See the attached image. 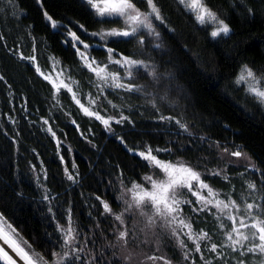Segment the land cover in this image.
<instances>
[{
	"label": "trees",
	"instance_id": "obj_1",
	"mask_svg": "<svg viewBox=\"0 0 264 264\" xmlns=\"http://www.w3.org/2000/svg\"><path fill=\"white\" fill-rule=\"evenodd\" d=\"M134 2L145 9L143 0ZM156 3L163 17L162 22L154 20L159 41L145 36L141 48L135 40L128 43L112 38L107 46L156 64L165 77L162 81L179 97L193 136L175 124L157 121V114L140 101L131 104L133 124H117L114 132L85 116L67 95L63 105L57 106L51 83L21 54L35 55L44 68L50 67L53 58L60 60L83 88L90 89L93 75L81 66L68 31L94 43L98 40L89 33L114 22L98 23L85 0H0V214L48 260L59 250L56 224H66L70 208L75 222L92 237L88 247L95 255V264H128L109 246L113 220L103 212L100 201L119 209L121 181L124 186L141 182L150 172L146 162L129 148L168 147L172 151L163 153L164 158L177 156L192 163L204 158L209 168L227 163L231 184L241 189L239 173L245 171L244 161L221 159V153L210 145L219 141L229 149L241 146L261 169L260 173L247 172L246 178L256 181L258 187L264 183L260 180L264 174V106L246 93L244 85L234 83L243 64L264 70V0H206L231 28L228 36L218 37L210 35L211 24H198L177 0ZM45 13L60 27L52 28ZM157 42L159 49L154 47ZM92 52L99 59L107 55L99 45L92 47ZM201 136L206 139L201 141ZM61 156L71 171L76 165V183L67 179ZM43 167L47 179H43ZM205 178L217 188L229 190V184L219 177ZM46 192L50 201L43 199ZM184 211L193 218L197 230L203 228L210 235L217 231L210 214L191 212L187 205ZM162 247L172 264H181V253L169 238ZM204 254L213 258V264H224L214 253L205 250ZM226 254L227 264H235L234 256ZM193 258L196 264H203L198 253H193ZM183 264H190V260Z\"/></svg>",
	"mask_w": 264,
	"mask_h": 264
},
{
	"label": "snow or ice",
	"instance_id": "obj_2",
	"mask_svg": "<svg viewBox=\"0 0 264 264\" xmlns=\"http://www.w3.org/2000/svg\"><path fill=\"white\" fill-rule=\"evenodd\" d=\"M143 2L145 9L141 10L134 0H85L97 17L98 23L119 22L120 24V27L89 33L90 36L98 37L102 42L99 47L106 51V60L97 61L95 57H91L86 50L95 45L85 43L76 32L69 30L68 36L79 56L81 66L93 74V78L89 82L98 89L100 94L105 95L106 98V89H111L114 92L122 90L127 93L151 97L148 103L157 114L155 118L158 121L175 124L181 132L193 136L194 133L186 121L173 115H163L160 112V107L156 102L159 92L154 95L148 90L149 86L137 82V74L141 70L144 75L151 78L152 87L160 85L161 80L165 78L164 75L158 74L155 67L144 60L118 53L112 47L107 46L110 37L122 38L128 43L135 40L141 48L144 45L142 38L144 34L159 41L160 33L156 31L153 20L163 21L160 8L156 0H143ZM177 2L193 14L198 24L212 25L214 28L210 32L212 37L228 36L231 32L229 24L208 6L206 0H177ZM248 11L251 13V9ZM45 16L52 28L55 29L59 26L52 16L47 13ZM79 28L87 32L83 25H79ZM68 42L65 41V43ZM154 47L159 49L161 44L157 42ZM21 58L36 62L35 55L25 57L21 54ZM53 59L55 61L53 69H55L60 61ZM36 71L52 84L56 95H59L61 89L66 90L85 116L100 121L106 129L111 130L113 122L133 124L130 116L124 115L123 112H120L119 118H117L116 116H104L94 110L98 97L92 98L91 93L88 94L90 106L82 103L77 91L73 88V85H78L79 81L74 80L71 76L59 78L64 77V70L57 73L58 82L50 74L46 75L42 72L38 65ZM2 79L3 77L0 76V80ZM262 82H264V70H254L247 64L241 66L234 80L237 86L244 85L246 93L252 96L258 104L264 106ZM161 86L163 87V85ZM160 99L165 100L166 94L160 96ZM108 104L113 108L119 107L111 100L108 101ZM44 123L47 124L48 121L45 120ZM48 131L52 132L51 128ZM52 135L55 136V132H52ZM199 139L204 141L206 138L201 136ZM120 140L121 143H124L123 137ZM210 146L215 147L221 153V159L227 156L244 161L245 171L239 173L242 185L239 191L234 184H231L233 177L227 172V163L224 167L209 168L204 158L196 163L161 159L159 156L161 152L171 153L172 150L168 147L153 148L151 145H144L143 150L140 151L127 149L146 162L145 166L151 170V174L144 175L142 183L132 182L131 187L124 186L121 181L124 192L118 197L123 204L120 212H114L107 201L101 200L100 203L103 212L109 214L121 226L115 229L116 245L110 244L109 246L119 245L123 248L126 255L122 259L128 264H132L135 258V253L128 249L129 234L131 231L132 239L135 240L137 239V230L145 234L146 237L141 243L155 245V252L145 253L138 264H158V262L172 264L171 259L161 253L160 237L162 235L167 236L179 249L182 256L181 264L183 261L189 260L190 264H196L193 253L199 254V259L203 264H213V258L205 257V250L208 253H214L215 259L224 260V264H227L223 249L238 253V256L232 257L235 264H264V203H262L264 202V183L258 187L256 181L246 178L247 172L260 173L261 169L241 146L229 149L226 145L222 146L219 141L211 142ZM60 159L63 161L62 156ZM239 159L233 163H238ZM72 167L75 168L76 165L73 164ZM64 171L69 181L73 183L78 181V173L74 175L67 167ZM122 175L123 173H121ZM205 177H219L221 181L229 184V190L222 192L207 182ZM260 180L264 182V174L260 176ZM234 193L236 198H233ZM125 195H128L129 198L125 199ZM189 196L194 197L195 200L189 199ZM43 199L50 201L52 198L46 192ZM97 199L100 198L97 197ZM186 205L189 206L191 212L208 213L212 216L217 229L213 234L217 236L219 242L213 240V235L203 228L198 230L194 228L193 218L184 213ZM48 210L52 212L51 207ZM126 217L128 220L136 222L131 225V228ZM56 231L60 234L59 250L53 251L51 260H48L35 252L27 241L18 239L19 234L7 223L3 214H0V240L3 241V244H0V264H18L17 259L5 249L4 245H7L23 264H81V262L95 264V255L88 247L90 238L81 233L73 220L70 208L66 213V224L62 225L57 222ZM148 234H151L154 239L149 240ZM186 240L191 243L192 247H189ZM92 242L94 243V241ZM202 245L204 250H202Z\"/></svg>",
	"mask_w": 264,
	"mask_h": 264
},
{
	"label": "rangeland",
	"instance_id": "obj_3",
	"mask_svg": "<svg viewBox=\"0 0 264 264\" xmlns=\"http://www.w3.org/2000/svg\"><path fill=\"white\" fill-rule=\"evenodd\" d=\"M153 24H154V20H153ZM59 26L57 28L60 27V24H58ZM113 27H120V24L119 22H114V24L108 28H113ZM154 27H155V24H154ZM108 28H103V29H108ZM156 29V27H155ZM214 30V28H213ZM100 31V30H99ZM156 31H158L156 29ZM145 36L146 37H150L152 39H154L153 37L147 35V34H144L143 35V39L145 40ZM70 38V37H69ZM96 38L98 41H94V43H90V42H87L85 41V43H88L90 45H100L102 42L99 40L98 37H94ZM71 39V38H70ZM112 39L111 37L109 38V40ZM79 46V45H78ZM89 52V55L91 57H95L94 53L92 52V48L86 50ZM97 61H103V60H106V58L104 59H99L97 57H95ZM132 58H135V59H141V60H144L146 63H149L151 65H153L156 69V72L159 74L158 70H157V66L156 64L150 60V59H142V58H137V57H132ZM55 60H58V59H55ZM60 61V60H58ZM54 60L52 61L50 67L48 68H44L42 67L36 60L34 64L35 67H37V65L39 66L40 70L42 72H44L46 75L47 74H50L53 79L59 80V78H66L67 76H71L69 70L67 67H65L62 62L60 61V63L56 66L55 69H53V64H54ZM115 67V66H113ZM61 70H64V77H57V73H59ZM121 74H122V70H121ZM93 75V74H92ZM72 77V76H71ZM74 80H76L74 77H72ZM93 78V76H92ZM77 81V80H76ZM137 82L139 84H142V85H147L149 86L148 87V90L151 91L154 95L159 92V96H157V99H156V102H157V105L160 107V112L163 114V115H173V116H176L177 118H181L183 119L184 121H186V115H185V110H184V107L179 99V97H177L174 92L172 91L171 88L168 87V85H166L162 80L160 82V85H157L156 87H152L151 86V78L147 75H144L142 70L140 73L137 74ZM52 85V84H51ZM163 85V87L161 86ZM264 86V85H262ZM53 87V86H52ZM73 88L75 91H77L78 95H79V98L81 99V102L84 103L86 106H90L89 105V93H91L92 95V98H97V104L94 106V110H97L99 111L102 115L104 116H116L117 118H119V113L120 112H123L124 115L126 116H130L129 115V112H134V107L131 106L134 105L133 103H135L136 101H140V104H147L149 105V107L152 109L151 105L148 103V101L151 99V97H147V96H141V95H138V94H135V93H127V92H124L122 90H117V91H113L111 89H106V98H105V95H102L99 93L98 89L96 87H94V85L91 83V88L90 89H86V88H83L82 85L79 83L78 85H73ZM53 94H54V99H55V102H56V105L61 107L63 105V98L65 97L64 95H67L68 97L71 98V94L67 93L66 90L64 89H61L59 95H56L55 94V90L53 89ZM166 94V99L165 100H161L160 99V96H164ZM122 99H123V106H121L122 104ZM111 100L113 104H116V105H119L118 108H113L111 107V105L108 104V101ZM74 102V101H73ZM75 103V102H74ZM169 105H172V107H169ZM106 109V110H105ZM154 111V109H152ZM155 112V111H154ZM130 119H131V116H130ZM157 120V119H156ZM158 121V120H157ZM164 123V122H163ZM167 123V122H166ZM168 124V123H167ZM117 125L115 122L112 123L111 125V130H108L109 132H114L115 128L114 126ZM104 126V125H103ZM105 127V126H104ZM133 149V148H132ZM135 151H140V150H143L141 148H134ZM133 153V152H132ZM165 153L167 154V152H161L159 154L160 158L161 159H166L162 156V154ZM175 158L174 159H170L172 161H177V160H184V161H188L184 158H181V157H177V156H174ZM224 157H227V156H224ZM235 157L231 158V160H234ZM237 161L239 158H236ZM230 160V161H231ZM240 160V159H239ZM63 162L65 163L64 166L67 167V162L65 160H63ZM68 168V167H67ZM69 169V168H68ZM44 167H43V170H42V173H43V179H45V171H44ZM69 171H71L69 169ZM157 172L159 170H156ZM74 175L76 173V170L75 168H73V171H71ZM151 174V170L150 172L147 174L149 175ZM47 177V175H46ZM47 179V178H46ZM206 179V178H205ZM143 181L141 182H136V183H142ZM209 182V181H207ZM210 183V182H209ZM211 184V183H210ZM213 187L217 188L215 185L211 184ZM235 185V184H234ZM236 186V185H235ZM127 187H131V184L128 185ZM219 189V188H217ZM236 189L237 191H239L240 189L236 186ZM221 190V189H220ZM222 192H227V191H223L221 190ZM124 192V187H122V191L120 193V195ZM119 195V196H120ZM128 195H125V199H128ZM233 198H236V195L235 193L233 194ZM189 199H192L193 201L195 200L194 197H191L189 196ZM251 202V201H250ZM122 207H123V204H122V201L119 200V209H113L114 212H120L122 210ZM185 213V211H184ZM109 217H111L109 214H107ZM185 215H187L185 213ZM4 217V216H3ZM5 218V217H4ZM112 218V217H111ZM6 219V218H5ZM74 220V219H73ZM113 220V223H110L109 226H111L113 232H112V239L109 240L112 242L111 245H116V232H115V229L116 228H119L121 227L119 225L118 222L114 221V219L112 218ZM7 223L10 224L15 230L16 232L19 234V237L18 239H22V241H25L20 233L18 232V230L6 219ZM75 221V220H74ZM126 221L127 223L129 224V227L131 228V225L133 223H136L135 221H132V220H128V218L126 217ZM76 225L78 226L79 230L81 231L82 234H85V232H83L82 228H80L79 224L77 222H75ZM227 223V222H226ZM142 227V225H140ZM194 226V224H193ZM194 228L196 229V227L194 226ZM104 229V228H103ZM106 230L108 231V228H106ZM92 231V230H90ZM87 235V234H85ZM215 241H218V239L215 237L214 234H212ZM89 238H90V241H91V238L89 235H87ZM136 237L137 239L133 240L132 239V233L130 231V234H129V244H128V249L129 250H132L134 253H135V258H134V261L132 262V264H138V262L140 260L143 259L144 257V254L145 253H148V254H152L155 252V245L154 244H144V243H141V241L145 240V234L139 232V230H137L136 232ZM149 240H152L154 239L151 234H148V237H147ZM165 238H168L167 236H164L162 235L160 237V245H161V253L163 254H166L164 249H163V243H164V239ZM89 241V242H90ZM110 242V243H111ZM219 242V241H218ZM186 243H189V247H192L191 243L188 242L186 240ZM89 245V244H88ZM114 249H116L117 254L121 256V258L126 255V251L121 248L119 245H117L116 247H113ZM225 253H227L226 255H230V256H237L238 253H232L229 249H223L222 250ZM128 263V262H127ZM158 264H162V262H158Z\"/></svg>",
	"mask_w": 264,
	"mask_h": 264
},
{
	"label": "bare ground",
	"instance_id": "obj_4",
	"mask_svg": "<svg viewBox=\"0 0 264 264\" xmlns=\"http://www.w3.org/2000/svg\"><path fill=\"white\" fill-rule=\"evenodd\" d=\"M0 244H3V241H2V240H0ZM4 247H5V249H6L7 251H9V253H10L11 255H13V257H14L15 259H17L18 264H23V262H22V261H19V258L16 257L14 253H12L11 249H9V248L7 247V245H4Z\"/></svg>",
	"mask_w": 264,
	"mask_h": 264
}]
</instances>
